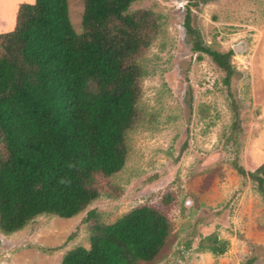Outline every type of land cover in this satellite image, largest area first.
Here are the masks:
<instances>
[{"label":"rangeland","instance_id":"374dc122","mask_svg":"<svg viewBox=\"0 0 264 264\" xmlns=\"http://www.w3.org/2000/svg\"><path fill=\"white\" fill-rule=\"evenodd\" d=\"M32 2L0 0V34L12 29L17 6ZM67 7L80 34L83 1ZM187 10L205 47L231 53L228 83L191 50ZM135 11L149 12L156 30L137 60V118L123 168L96 176L98 198L73 218L38 216L0 233V264H60L68 250L88 248L89 212L109 224L141 206L159 211L170 232L151 262L137 264H264V203L247 176L264 164V0H135ZM212 235L224 254L200 248Z\"/></svg>","mask_w":264,"mask_h":264},{"label":"trees","instance_id":"16d2710c","mask_svg":"<svg viewBox=\"0 0 264 264\" xmlns=\"http://www.w3.org/2000/svg\"><path fill=\"white\" fill-rule=\"evenodd\" d=\"M82 1L80 34L67 0L19 4L12 29L0 34L2 235L38 216L73 218L98 198L95 177H111L125 164L142 77L137 60L154 37L155 20L147 11L129 13L135 0ZM183 28L191 50L208 56L228 83L231 53L205 47L188 10ZM247 176L264 203V164ZM88 216V248L68 250L60 264L151 262L170 232L168 220L146 206L109 224ZM203 241L202 250L224 254L226 244L215 236Z\"/></svg>","mask_w":264,"mask_h":264},{"label":"water","instance_id":"95a60500","mask_svg":"<svg viewBox=\"0 0 264 264\" xmlns=\"http://www.w3.org/2000/svg\"><path fill=\"white\" fill-rule=\"evenodd\" d=\"M239 49H240V47H234L233 51H234V52H238Z\"/></svg>","mask_w":264,"mask_h":264}]
</instances>
